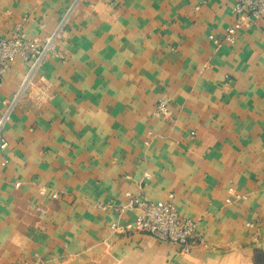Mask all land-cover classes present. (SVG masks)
Returning <instances> with one entry per match:
<instances>
[{
    "label": "crops",
    "instance_id": "crops-1",
    "mask_svg": "<svg viewBox=\"0 0 264 264\" xmlns=\"http://www.w3.org/2000/svg\"><path fill=\"white\" fill-rule=\"evenodd\" d=\"M237 1L80 0L67 18L76 0H0V39L63 24L64 57L27 85L18 60L0 87V117L21 92L0 150V264H264V17L226 42ZM128 194L172 201L206 246L138 233Z\"/></svg>",
    "mask_w": 264,
    "mask_h": 264
},
{
    "label": "built area",
    "instance_id": "built-area-1",
    "mask_svg": "<svg viewBox=\"0 0 264 264\" xmlns=\"http://www.w3.org/2000/svg\"><path fill=\"white\" fill-rule=\"evenodd\" d=\"M79 1L76 0L67 18ZM233 11L236 22L227 29L225 39L229 43L234 42L235 36L247 21H257L264 17V0H238ZM62 27L63 24L54 34L46 37L44 42L29 37L22 25L13 30L11 37L0 39V87L3 85L5 75L11 71L12 66L18 60L29 63L25 81V85H27L37 75L47 59L53 56L63 59L57 44ZM215 43H217L216 40ZM20 95L21 92L15 95L11 101H5L8 108L5 114L0 117V150H5L8 147V142L3 136V129L16 107ZM168 107V99H159L154 109V116L156 118L167 117L169 115ZM233 192V189L229 190L230 194ZM128 198L127 208H138L142 212L136 222L138 233L152 236L164 243L178 245L184 250H188L197 244L206 246L204 239L198 238L196 235L198 223L182 218L172 201L153 203L146 198L132 197L130 194H128ZM230 201L228 198L227 202ZM110 207V205L104 204L100 205L99 209L107 211ZM121 211L123 212L124 209ZM248 226L253 228L251 224ZM112 228L117 229L115 226Z\"/></svg>",
    "mask_w": 264,
    "mask_h": 264
}]
</instances>
